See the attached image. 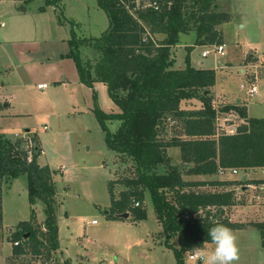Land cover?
<instances>
[{"label": "trees", "instance_id": "16d2710c", "mask_svg": "<svg viewBox=\"0 0 264 264\" xmlns=\"http://www.w3.org/2000/svg\"><path fill=\"white\" fill-rule=\"evenodd\" d=\"M109 18L107 30L98 38L81 39L73 34L66 56L75 62L80 81L92 87L100 82L120 109L106 114L96 108L107 148L130 162V177L111 181V220L128 212L134 221L147 219L145 205L150 195L157 219L164 228L165 245L174 251L178 264L190 253L212 244L207 229L223 224L232 232L254 227L264 248V222H232L226 212L238 203L232 186L235 180H186L169 154L178 148L189 176L215 177L221 170L264 169V118H250L245 108L226 105L216 108L211 89L217 74L212 68L192 65L189 48L185 68H176L173 48L182 34L197 33L196 46L225 45L218 28L230 21L227 13L217 11L216 0H97ZM56 0H46L55 6ZM46 11V7L40 9ZM93 50L96 60L84 58ZM87 60V61H86ZM192 106L182 108L183 104ZM235 112L243 120L234 134L217 135L219 113ZM106 121H118L112 133ZM178 124L181 134L166 140L169 123ZM32 143L30 149L25 144ZM39 137L12 141L0 134V179L11 183L21 176L28 180L32 205L29 221L20 223L12 233L13 256L45 258L58 264L53 254L60 249L57 218V187L49 165L42 166ZM124 161V162H126ZM124 164V163H123ZM246 182V181H245ZM264 186V180L246 182ZM123 190L116 196L115 188ZM202 188H216L203 191ZM199 189V190H196ZM3 191L0 185V229L3 226ZM44 205L45 221L37 223L33 206ZM139 206L135 207L134 203ZM215 211V212H213ZM44 228V229H42ZM177 239V246L171 240ZM19 242V245L15 243ZM202 263V262H201Z\"/></svg>", "mask_w": 264, "mask_h": 264}, {"label": "rangeland", "instance_id": "374dc122", "mask_svg": "<svg viewBox=\"0 0 264 264\" xmlns=\"http://www.w3.org/2000/svg\"><path fill=\"white\" fill-rule=\"evenodd\" d=\"M56 1L55 6H49L54 8L51 9L46 6V0H0V37L7 31L16 36L19 31L26 32L27 27H36L38 38L46 39L39 58L59 60L61 54L70 51L68 40L73 34L81 39H90L101 37L107 30L109 18L97 0ZM42 7L49 8L47 13H39ZM216 7L217 11L230 16L229 22L218 27L222 31L225 55L215 53L212 46H196V32L182 34V45L180 48L174 47L172 52L175 67H186L185 60L192 47L190 55L196 67L200 66L199 61L202 60L203 68L216 70L218 87L212 88L211 92H214L212 96L216 98L214 103L217 108L226 104L238 105L248 110L250 118H264V0H216ZM2 23L4 26L1 27ZM22 33L19 35L24 37ZM207 48L212 53L202 58L201 54ZM83 56L94 64L96 55L93 50L85 49ZM252 79L256 80L258 87V93L254 96L248 92ZM242 85L246 88L243 89ZM86 86L83 91L76 92V99L81 104L72 113H68L70 109L60 110L52 106L46 95L48 91L43 93L32 86L28 96L34 103V113L1 120L0 134L12 141L39 137L44 150L40 164L49 165L58 174L54 181L59 191L56 202L60 249L53 254L54 260L58 264H178L174 251L165 245L164 228L157 219L149 194L145 201L146 220L135 222L133 214L128 219L117 221L109 217L112 212L109 183L132 176L131 165L107 148L106 132L95 112L98 108L106 114L118 113L119 107L110 98L105 84L96 82L92 87ZM238 101L242 102L239 104ZM182 108L191 109L192 106L184 103ZM25 109L28 111L27 106ZM106 124L112 133L120 125L118 121H106ZM45 125L48 130L43 129ZM27 129L33 133H25ZM179 134L181 130L178 124L170 122L166 140ZM221 134L223 132H217L218 136ZM32 143L35 142L29 141L25 148ZM169 154L173 164L183 171L186 180H197V176L186 174L187 165L182 162L178 148H171ZM63 167L66 170L59 173ZM214 179L242 182L230 188L235 191L237 202L244 203L228 209L226 217L230 221L245 224L264 222V209H257L264 206V186L261 192V187L246 183L264 180L263 168L206 177V180ZM0 185L3 191L0 264H47L45 258L13 256L11 235L20 223L31 218L27 177L21 176L11 183L1 182L0 179ZM121 190L123 187L120 185L115 188L116 196ZM33 207L37 213V223L43 225L46 217L44 205L38 202ZM94 220L97 225L93 224ZM233 234L239 249V259L234 264H264V248L257 229L250 226L233 231ZM171 243L177 246V239L173 238ZM214 247L209 245L207 250L199 253L206 256ZM190 255L188 253L183 257V264H202L190 259Z\"/></svg>", "mask_w": 264, "mask_h": 264}, {"label": "crops", "instance_id": "0c3cea01", "mask_svg": "<svg viewBox=\"0 0 264 264\" xmlns=\"http://www.w3.org/2000/svg\"><path fill=\"white\" fill-rule=\"evenodd\" d=\"M49 8L54 9L53 7ZM49 8H46V11H40L39 13H47ZM23 12H26V10ZM21 33L22 32L19 31V33L15 36L12 35L10 31H7L2 37H0V128H2L1 120L9 118L17 119L19 116L34 113V103L32 104V99L28 96V92L32 86L43 93L48 91L46 95L51 100L50 104L60 110L62 108L70 109L71 111L68 113H72L74 111L73 109L76 110L81 104L76 99V92L85 87V84L80 81V76L75 62L66 56L69 51L65 54H61L59 60H53L52 58H48L46 60L41 59L39 58V53L41 51V47L43 46L42 43L46 42V39L38 38L39 32L36 27H27L26 32L22 33L24 34V37L19 35ZM181 39L182 38L180 36V42L176 48H180L182 45L180 44L182 43ZM183 43H185L184 47H186V42L183 41ZM199 62L202 67L204 65V61L201 60ZM192 65L196 67L194 65V59H192ZM200 66L196 68H200ZM40 84H47L48 87L46 89H39L38 85ZM217 87L216 82L213 89H216ZM212 93L214 92L212 91ZM215 99L214 102L216 101ZM241 102L242 101H238L239 104ZM214 105L216 108L218 107L215 103ZM26 106L28 107V111L25 109ZM239 120L237 122L238 125H240L243 121L241 117ZM45 127L47 129H45ZM43 129L48 130V126L45 125ZM26 132L33 133L30 129H27L25 133ZM43 155L44 150L40 160L43 158ZM65 170L66 169L64 167L61 168L59 173H63ZM248 171L251 172L252 170ZM197 180L204 181L206 180V177L199 176L197 177ZM261 190H263V187L260 188V191ZM261 192H259V194ZM58 195L59 191L57 188V197ZM258 197L261 198V195H258ZM257 209L262 210L264 209V206L258 207ZM247 212L248 214H251L250 211ZM95 225H97V223ZM209 245L214 244H208L202 252L207 250Z\"/></svg>", "mask_w": 264, "mask_h": 264}, {"label": "clouds", "instance_id": "9594fccd", "mask_svg": "<svg viewBox=\"0 0 264 264\" xmlns=\"http://www.w3.org/2000/svg\"><path fill=\"white\" fill-rule=\"evenodd\" d=\"M207 236L215 247L202 256V264H234L239 259L236 237L227 226L217 224L207 229Z\"/></svg>", "mask_w": 264, "mask_h": 264}, {"label": "built area", "instance_id": "2783aa9c", "mask_svg": "<svg viewBox=\"0 0 264 264\" xmlns=\"http://www.w3.org/2000/svg\"><path fill=\"white\" fill-rule=\"evenodd\" d=\"M4 26V24L1 25V27ZM215 48V53L220 54V55H225V45H221V46H212ZM211 47V48H212ZM212 53V51L210 49H205L202 53L203 58H207L210 54ZM48 87L47 84H40L38 85L39 89H46ZM243 89L246 88L245 85L241 86ZM248 92L251 96H254L258 93V87L256 85V80H251V86L248 88ZM238 120H239V116L235 113V112H229V113H219V115L217 116V120H216V128H217V132L221 131L223 132V134H234L237 132V128H238ZM45 129H47L45 127ZM224 131H226L224 133ZM18 136V135H17ZM233 173V174H238L239 170L237 169H231V170H221L220 174H225V173ZM135 207L139 206L138 202L134 203ZM97 221H93V224H96ZM16 245H19V242L15 243ZM202 254L201 253H192L190 255V259L192 260H196L199 262H202Z\"/></svg>", "mask_w": 264, "mask_h": 264}, {"label": "water", "instance_id": "95a60500", "mask_svg": "<svg viewBox=\"0 0 264 264\" xmlns=\"http://www.w3.org/2000/svg\"><path fill=\"white\" fill-rule=\"evenodd\" d=\"M122 218L128 219L130 217V214L128 212L121 215Z\"/></svg>", "mask_w": 264, "mask_h": 264}]
</instances>
